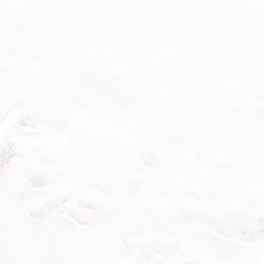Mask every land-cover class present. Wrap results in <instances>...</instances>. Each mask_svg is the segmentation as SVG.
Returning a JSON list of instances; mask_svg holds the SVG:
<instances>
[{"label":"snow or ice","instance_id":"1","mask_svg":"<svg viewBox=\"0 0 264 264\" xmlns=\"http://www.w3.org/2000/svg\"><path fill=\"white\" fill-rule=\"evenodd\" d=\"M0 264H264V0H0Z\"/></svg>","mask_w":264,"mask_h":264}]
</instances>
